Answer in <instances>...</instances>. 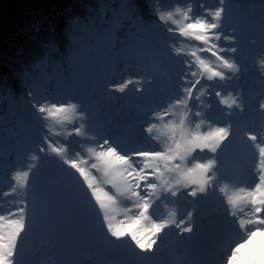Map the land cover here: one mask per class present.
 <instances>
[{"label":"snow or ice","instance_id":"1","mask_svg":"<svg viewBox=\"0 0 264 264\" xmlns=\"http://www.w3.org/2000/svg\"><path fill=\"white\" fill-rule=\"evenodd\" d=\"M225 5L226 0H218L214 8L201 3L196 9L189 3L183 9L176 8L175 12H159L161 22L175 25V28L168 27L167 32L178 33L200 45L173 47L176 56L186 57L184 68L171 95L144 113L143 131L147 139L156 141L160 148L126 150L108 136L90 134L86 128L87 113L79 103L42 102L34 92H29L30 106L40 118L55 111L70 113L78 121L71 131L57 135L62 134L65 140L79 137V146L84 149L86 158L80 152L69 158L68 150L54 145L45 134L36 151L27 156L25 166L13 172L11 191L4 195L19 190L24 196L15 202V210L0 214V264H38L25 259L23 244L32 227L27 189L40 154H54L79 175L83 182L79 194L85 202L94 201L98 208L100 235L107 245L117 248L127 245L130 250L134 246L138 250H132L134 257L147 258L155 253V246L168 235L170 228L178 229L180 235L194 230L193 211L186 212V218L177 219V209L173 208L167 218L154 219L151 210L158 201L167 202L171 198V203L176 204L181 196L196 199L207 195L209 189L213 192L218 189L225 194L226 207L222 204V219L211 259H199L190 264H264V243L258 253L244 251L257 237L264 238V124L260 132H243L242 139L251 142L258 156L255 181L250 187L237 188V182L222 173L220 160L235 135L232 117L244 111L241 95L222 90L225 82L233 80L240 71L234 58L238 51L234 46L236 40L223 32ZM177 16L181 19H176ZM261 28L264 30V17ZM200 53H208L214 62L210 63ZM257 55L264 73V48ZM134 83L139 85L141 81L129 78L106 90L123 93ZM136 91L144 89L137 87ZM213 93L219 105L224 106L219 110L218 119L212 117V102L206 99ZM258 108L264 115V92ZM204 128L207 130H202ZM205 151L211 155L197 161L193 154ZM230 186L235 189L232 194H228ZM121 212L125 219L118 221L116 216Z\"/></svg>","mask_w":264,"mask_h":264},{"label":"rangeland","instance_id":"2","mask_svg":"<svg viewBox=\"0 0 264 264\" xmlns=\"http://www.w3.org/2000/svg\"><path fill=\"white\" fill-rule=\"evenodd\" d=\"M189 3H192L196 9L201 3L213 8L217 5L215 0H189ZM130 17L113 29L112 35L104 34L92 39L98 42L99 47L96 50L98 57L92 58L88 54L89 50L77 57L79 63L86 66V76L83 81L88 87L83 93L76 94L73 90V93L66 90L53 96L50 90H47L43 99V102L57 105L68 101L79 103L87 113V121L93 118L96 123L104 124L108 137L124 148L126 144L123 141L127 139L135 143L138 139L133 140V137L137 135H140L141 142L150 141L143 131L144 113L164 102L171 95L177 77L184 68V64L175 61V57L169 59L159 57L152 50L133 46L131 35L142 34L143 28L141 23L132 27L133 21ZM145 30L148 32V29ZM223 32L233 35L236 40L234 46L238 51L234 54V58L238 62L240 71L233 80L225 82L222 90L234 91L235 94L241 95L244 111L232 117L235 135L225 148L232 160L228 165L223 157L221 165L228 167L226 172H234V174L226 173V176L230 174L238 187H250L255 181L258 156L251 142L242 138L244 131L260 132L261 125L264 124V115L258 108L260 95L264 92V73L259 67L257 55L264 48V44L256 40L253 35L243 33L234 23H224ZM252 41L255 43L253 44ZM183 42L184 46L200 47L196 41ZM110 47L112 51L109 52ZM175 47L179 48L181 44ZM200 55L210 63L214 62V58L208 53H200ZM117 63H120L121 67L118 68ZM46 69L49 71V68ZM129 78L133 81L140 80L141 83L129 85L123 93L106 90ZM49 87L48 85V89ZM137 87H142L144 91L137 92ZM206 99L212 102V117L218 119L219 110L224 106L219 105L214 93ZM22 104L28 106L25 102ZM92 111L96 114H92ZM38 118L39 114L34 109L29 113L22 105L10 113L7 102L0 101V171L10 173L12 162L21 164L23 168L27 156L36 151L45 134L54 145L65 147L69 158L75 157L77 152L86 158L84 149L79 146L81 143L79 137L72 136L65 140L62 134L57 135L71 131L73 124L78 123L70 113L53 111L48 115L50 125L47 128L38 125L36 122ZM193 155L197 157V161H200L211 154L205 151ZM36 164L29 189L38 200L39 212L30 223L32 227L25 239L26 245L23 246L25 259L38 262L47 258L58 259L70 256L75 264H98L99 259L119 253L122 246L117 248L103 243L100 223L93 216L92 206L95 203L85 202L79 194L83 187L79 175L63 165L54 154H40ZM96 175L99 176L98 173ZM245 177L248 179H244ZM51 181L60 185L65 195L62 199L64 201L58 198L49 199L48 189ZM215 201L210 190L207 195L196 199L186 195L181 196L175 204V208L181 214L177 219L186 218V212L193 211L194 230L192 233L180 235L179 230L174 227L177 236L181 239L194 240L198 247L216 241L218 226L222 219V204L225 207L226 205L223 202L217 204ZM210 255L211 253H208L207 256L199 259H209Z\"/></svg>","mask_w":264,"mask_h":264},{"label":"trees","instance_id":"3","mask_svg":"<svg viewBox=\"0 0 264 264\" xmlns=\"http://www.w3.org/2000/svg\"><path fill=\"white\" fill-rule=\"evenodd\" d=\"M188 3L189 0H0V101L7 102L10 113L19 105L31 113L30 91L43 102L47 90L53 96L66 90H85L86 66L77 57L87 50L92 58L98 57V42L92 39L112 35L113 29L130 16L132 27L141 23L143 28L142 34L131 35L133 46L152 50L159 57H175L183 64L186 57L176 56L173 47H184L186 39L167 32L175 25L163 23L158 17L159 12H175ZM225 6L224 23L236 24L243 33L264 44V0H226ZM48 119L39 117L36 122L47 128Z\"/></svg>","mask_w":264,"mask_h":264},{"label":"bare ground","instance_id":"4","mask_svg":"<svg viewBox=\"0 0 264 264\" xmlns=\"http://www.w3.org/2000/svg\"><path fill=\"white\" fill-rule=\"evenodd\" d=\"M112 51V47L109 48V52ZM115 53V52H114ZM110 61V59H109ZM116 66L121 67L120 63H117ZM92 114H96L95 111H92ZM96 120L93 118H90L86 122V128L87 131L91 133H96L98 136H108L105 132L107 130L106 126L104 124H99L95 122ZM140 135H137L133 137V140H137L135 143L132 142V140H125L124 144H126L125 149L126 150H132L134 148H160L161 146L156 141H139ZM89 143V142H87ZM235 143V142H234ZM122 147V146H121ZM124 148V147H123ZM228 150H224L223 153L220 155V160L223 161V157L225 158L224 162L228 165L230 164L229 161L232 160L231 156H228ZM240 163V161H238ZM250 165V164H249ZM234 167V166H233ZM239 166L237 165V168ZM249 167V166H248ZM17 169H22L21 164L12 162V171L10 173H4L0 171V214H7L9 211L15 210L16 207V201H19L23 198L24 194L21 193L19 190L17 193L5 196L4 193L11 191V185L14 183L11 180V175L13 172ZM228 167L225 165L222 166V173L226 176V173L234 174L233 171H227ZM99 174V173H98ZM237 174V173H236ZM238 175V174H237ZM227 176L231 177L230 174H227ZM244 179H248V177H245ZM238 188V186L236 185ZM212 196L215 197V203L221 204L222 202L226 205V198L225 194L219 192L217 189L215 192H213L211 189H209ZM235 189L233 187H229L228 194H232V192ZM28 193V203L30 205L29 207V217H30V223H32L35 219V216L39 212L38 208V200L37 198L31 193L29 187L27 189ZM219 202V203H218ZM126 204L129 202L125 201ZM130 206V205H129ZM175 208V204L171 203V198L169 201H158L153 209L151 210L152 217L154 219H160V218H167L168 212ZM93 209V216L97 220L98 223H100V217L98 215V208L95 206V204L92 206ZM179 217L181 214L177 210ZM116 219L124 220L125 217L123 216L122 212L116 216ZM147 225V222H144ZM28 236V235H27ZM25 237V239L27 238ZM264 243V238L257 237L256 240L244 251L245 252H255L258 253L261 247V244ZM26 245V240H24L23 246ZM216 241H210L208 244L198 247L196 242L192 239L186 240L181 239L177 236L175 233V228L172 227L170 230H168V235L164 236L161 242L156 247V251L154 254L148 256L145 259L138 260L136 257L132 255V250L138 252V250L134 249V246L130 247L127 245H122L121 251L117 254H110L109 257H104L99 259L98 264H190L191 261L198 260L199 258L203 257L206 253H211L210 256H212L213 250L215 248ZM124 255V257H123ZM143 255V254H141ZM208 259V258H207ZM156 261V262H155ZM155 262V263H154ZM38 264H75L74 260H71L70 256L67 258L59 257L58 259H48L44 261H38Z\"/></svg>","mask_w":264,"mask_h":264},{"label":"water","instance_id":"5","mask_svg":"<svg viewBox=\"0 0 264 264\" xmlns=\"http://www.w3.org/2000/svg\"><path fill=\"white\" fill-rule=\"evenodd\" d=\"M50 198H60L61 200L65 198L64 193L62 192L60 185L54 181L49 183V191H48ZM64 201V200H62Z\"/></svg>","mask_w":264,"mask_h":264}]
</instances>
